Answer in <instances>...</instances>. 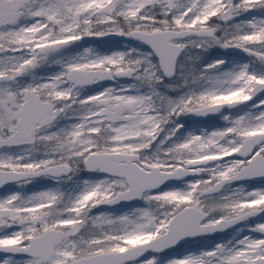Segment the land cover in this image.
Returning a JSON list of instances; mask_svg holds the SVG:
<instances>
[{"label": "snow or ice", "instance_id": "snow-or-ice-1", "mask_svg": "<svg viewBox=\"0 0 264 264\" xmlns=\"http://www.w3.org/2000/svg\"><path fill=\"white\" fill-rule=\"evenodd\" d=\"M0 264H264V0H0Z\"/></svg>", "mask_w": 264, "mask_h": 264}]
</instances>
